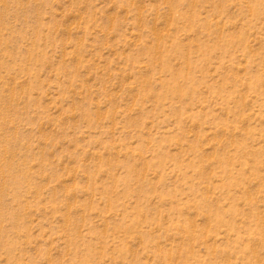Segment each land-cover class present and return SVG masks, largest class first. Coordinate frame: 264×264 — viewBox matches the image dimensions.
I'll list each match as a JSON object with an SVG mask.
<instances>
[{
	"label": "rangeland",
	"instance_id": "1",
	"mask_svg": "<svg viewBox=\"0 0 264 264\" xmlns=\"http://www.w3.org/2000/svg\"><path fill=\"white\" fill-rule=\"evenodd\" d=\"M0 264H264V0H0Z\"/></svg>",
	"mask_w": 264,
	"mask_h": 264
}]
</instances>
